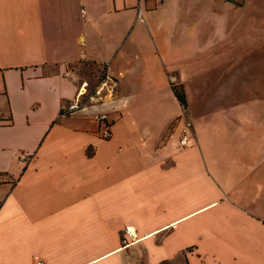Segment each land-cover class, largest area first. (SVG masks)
I'll list each match as a JSON object with an SVG mask.
<instances>
[{"label":"crops","instance_id":"obj_1","mask_svg":"<svg viewBox=\"0 0 264 264\" xmlns=\"http://www.w3.org/2000/svg\"><path fill=\"white\" fill-rule=\"evenodd\" d=\"M257 50L264 0H0V264H264Z\"/></svg>","mask_w":264,"mask_h":264},{"label":"built area","instance_id":"obj_2","mask_svg":"<svg viewBox=\"0 0 264 264\" xmlns=\"http://www.w3.org/2000/svg\"><path fill=\"white\" fill-rule=\"evenodd\" d=\"M137 17L141 19L140 12L138 11ZM65 75L70 77L72 80L76 79L72 72H65ZM170 78L174 79L172 75ZM174 85V84H173ZM117 79L108 70L106 64L98 67L93 71L91 77H83L79 79V85L75 95L70 98L65 104L62 105L60 110V115H66L73 113L75 111L81 110L92 103H101L105 101H110L116 96ZM182 114L186 117L185 106L182 105ZM93 118L96 120H105L107 114L105 112H96L93 114ZM190 120L186 117L185 127H190ZM104 135H108V129L103 131ZM182 144L187 142L186 134L183 132L180 139ZM19 158L25 160L28 158L27 154H20ZM8 173L5 171H0V182L8 180ZM135 232L131 225H125L123 235L121 236V242L124 245L129 244L135 240ZM36 264H44L43 259H37Z\"/></svg>","mask_w":264,"mask_h":264},{"label":"rangeland","instance_id":"obj_3","mask_svg":"<svg viewBox=\"0 0 264 264\" xmlns=\"http://www.w3.org/2000/svg\"><path fill=\"white\" fill-rule=\"evenodd\" d=\"M255 56L258 58L259 65H262V69L264 70V53H263V51H258V50L255 51ZM91 66L86 65L85 67H82L80 69V72H81L82 76H84V77L85 76L86 77H91L92 76L93 70L92 69H91L92 71L90 70ZM181 114H182V109H181ZM189 120H190L191 125L193 126L192 120L190 118H189Z\"/></svg>","mask_w":264,"mask_h":264},{"label":"trees","instance_id":"obj_4","mask_svg":"<svg viewBox=\"0 0 264 264\" xmlns=\"http://www.w3.org/2000/svg\"><path fill=\"white\" fill-rule=\"evenodd\" d=\"M174 92L177 96V98L179 99L180 103L182 105H184L185 103V96H184V91L183 88L179 85V84H174L172 85Z\"/></svg>","mask_w":264,"mask_h":264}]
</instances>
